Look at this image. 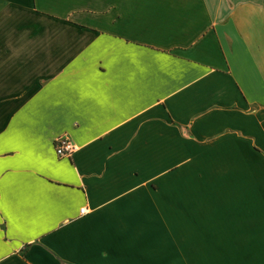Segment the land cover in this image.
I'll return each instance as SVG.
<instances>
[{
	"label": "crops",
	"instance_id": "crops-1",
	"mask_svg": "<svg viewBox=\"0 0 264 264\" xmlns=\"http://www.w3.org/2000/svg\"><path fill=\"white\" fill-rule=\"evenodd\" d=\"M0 264H264V0H0Z\"/></svg>",
	"mask_w": 264,
	"mask_h": 264
},
{
	"label": "built area",
	"instance_id": "built-area-1",
	"mask_svg": "<svg viewBox=\"0 0 264 264\" xmlns=\"http://www.w3.org/2000/svg\"><path fill=\"white\" fill-rule=\"evenodd\" d=\"M75 149V145L67 138L60 137L55 141V152L58 157H68ZM86 213V209L83 207L80 209V214Z\"/></svg>",
	"mask_w": 264,
	"mask_h": 264
}]
</instances>
